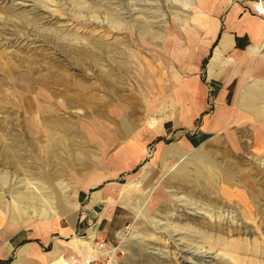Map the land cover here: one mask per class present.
I'll use <instances>...</instances> for the list:
<instances>
[{"label":"crops","instance_id":"obj_1","mask_svg":"<svg viewBox=\"0 0 264 264\" xmlns=\"http://www.w3.org/2000/svg\"><path fill=\"white\" fill-rule=\"evenodd\" d=\"M167 1L171 20H155L152 30L144 28L145 40H129L135 58L123 46L124 65L149 67L136 78L131 98L87 102L81 109L96 114L85 122L41 116L24 132L11 124L8 137L0 134V168L9 167L11 178L4 192H12L15 176L23 184L22 169L13 171L22 142L30 182L21 192L54 193L41 205L20 206L47 210L46 216L0 219V264H87L98 253L96 243L114 236L113 220L124 203L135 211L129 199H139L162 170L190 163L195 147L199 168L221 162L203 156L210 143L264 153V0ZM10 79L7 85L0 77V95L17 92ZM39 171L41 181L34 183Z\"/></svg>","mask_w":264,"mask_h":264},{"label":"rangeland","instance_id":"obj_2","mask_svg":"<svg viewBox=\"0 0 264 264\" xmlns=\"http://www.w3.org/2000/svg\"><path fill=\"white\" fill-rule=\"evenodd\" d=\"M170 8L167 0H0V77L7 85L11 77L17 91L0 95V134L8 137L11 124L24 132L41 116L85 122L96 114L81 109L87 102L131 98L136 78L149 67L123 64L128 51L131 58L137 55L127 44L145 40L144 28L152 30L155 20L169 22ZM25 88L29 92L22 94ZM195 149L189 152L194 164L171 165L146 182L139 199H129L138 205L135 211L126 202L117 211L114 236L101 241L97 264H264V153L210 143L200 151L221 162L199 168ZM24 150L18 143L13 171L22 169L17 172L23 184L13 177L12 192H4L10 189V168H0V219L46 216L47 210L20 206L54 197L21 192L30 182L24 179ZM152 151L150 145V158ZM186 172L185 178L176 175ZM37 175L34 183L41 181V171Z\"/></svg>","mask_w":264,"mask_h":264},{"label":"built area","instance_id":"obj_3","mask_svg":"<svg viewBox=\"0 0 264 264\" xmlns=\"http://www.w3.org/2000/svg\"><path fill=\"white\" fill-rule=\"evenodd\" d=\"M79 238L80 239H86L87 238V235H80L79 236ZM96 249L98 250V253H97V255L95 256V257H93L92 259H89L88 261H86L87 262V264H97V260L100 258V250L101 249H104V245L102 244V242H98V243H96ZM101 255H103V254H101ZM103 264H106V263H103ZM107 264H109V263H107Z\"/></svg>","mask_w":264,"mask_h":264},{"label":"bare ground","instance_id":"obj_4","mask_svg":"<svg viewBox=\"0 0 264 264\" xmlns=\"http://www.w3.org/2000/svg\"><path fill=\"white\" fill-rule=\"evenodd\" d=\"M155 1V0H154ZM180 174V173H179ZM104 251V250H103ZM225 256V255H224ZM227 256V255H226ZM228 258V257H226ZM223 258L224 260H226V262H230L229 259ZM231 258V257H230ZM234 261V259H232ZM234 263V262H233Z\"/></svg>","mask_w":264,"mask_h":264}]
</instances>
